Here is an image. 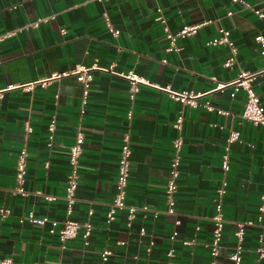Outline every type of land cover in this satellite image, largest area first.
Listing matches in <instances>:
<instances>
[{
    "label": "crops",
    "instance_id": "0c3cea01",
    "mask_svg": "<svg viewBox=\"0 0 264 264\" xmlns=\"http://www.w3.org/2000/svg\"><path fill=\"white\" fill-rule=\"evenodd\" d=\"M246 1L264 13V0ZM158 8L164 23L155 19ZM103 12L120 31L117 37L108 32ZM38 18L47 19L32 25ZM201 23L196 33L177 38L179 51H165L163 25L176 32L185 24ZM220 28L229 31L237 48L231 68L224 66L229 47L209 43ZM8 30L15 34L0 40V206L11 213L0 219V260L102 264L100 252L107 248L112 254L105 264H209L215 190L225 177L227 188L220 201L223 247L216 261L230 264L236 224L255 219L264 194V125L240 117L243 90L231 96L232 87L227 86L198 99L228 111L219 114L183 104L158 87L204 93L248 71L256 73L251 85L264 106V54L254 39L264 36V16L231 0H0V34ZM111 64L110 72L100 69ZM78 66L93 68L83 113V85L72 73ZM128 71L154 84H140L133 102L128 80L117 74ZM26 84L33 87L24 89ZM10 85L14 87L6 89ZM179 114L184 118L182 158L175 211L167 213L171 140L177 134L172 124ZM53 116L56 129L49 147L47 124ZM231 130L240 134L230 145L224 176L221 156ZM77 131L84 140L70 217L92 224L88 245L80 233L63 244L57 234L49 233L67 217L68 150ZM125 133L131 148L127 207L107 223ZM23 146L28 152L25 197L12 193L16 156ZM44 194L55 200L47 201ZM130 207L135 209L132 219L127 216ZM29 210L48 221L19 222ZM173 231L177 235L171 239ZM187 239L194 242L183 244ZM258 249L264 250V219L245 227L241 264H264Z\"/></svg>",
    "mask_w": 264,
    "mask_h": 264
},
{
    "label": "built area",
    "instance_id": "2783aa9c",
    "mask_svg": "<svg viewBox=\"0 0 264 264\" xmlns=\"http://www.w3.org/2000/svg\"><path fill=\"white\" fill-rule=\"evenodd\" d=\"M101 1V0H100ZM232 3H238L242 8L250 9L252 12H254L259 18H262L264 16V13L261 12L259 9H256L252 7L246 0H231ZM161 9H157V16L156 20L164 23L163 17L160 14ZM228 15H231L232 12L228 11ZM103 21L108 29V32L114 36L117 37L120 34V31L115 28L109 18V15L107 12L102 13ZM47 18H38L36 21L31 23L32 25L36 26L39 22L45 21ZM201 24H185L183 25L179 30L176 32H172L169 30V28L166 25H163V31L165 38L168 40V44L165 48L166 52H173V51H179L180 47L176 44L177 38H184L186 36H189L191 34L196 33L197 29L199 28ZM62 33L65 31L64 28H61L60 30ZM15 34V30H8L4 34H0V40L4 39L5 37L12 36ZM256 41H258L262 47V53L264 54V36L257 35L254 38ZM209 43L218 45L223 44L227 45L229 47V56L224 62V66L226 68H231L236 60V54H237V48L234 44V42L229 38V31L220 28L219 29V36L213 38ZM164 61V60H163ZM92 67H96L95 64ZM87 68L84 66H78L76 67L72 73L76 75V78L78 81H80L83 85L82 89V95H81V106L80 113L84 112V106L87 103L88 95H89V89L91 86V70L93 68ZM113 67V64H111L109 67H101L100 69L103 71H111ZM117 73V72H116ZM63 73L59 74L62 75ZM121 77H124L128 80L129 87H128V97L131 102L134 101L135 93L138 90V86L140 84L144 85H154L149 80H147L144 76H141L137 73H134L133 71H128L126 73H117ZM256 73H251L248 71H241L235 79L231 80L230 82H217L215 86L204 92H176L171 90L168 86L164 87H158L161 90H165L170 94V97L183 103L187 104L191 107H198L202 106L207 111H216L219 114H227L228 111H225L221 108H217L211 104L209 100L204 101L203 103L200 102L198 99L204 95L208 94L213 91L222 90L223 88L227 86L232 87L231 96L235 95V93L239 90H243L246 93V100L244 103V107L242 112L240 113V117L244 120L250 121L254 124H261L264 125V106L260 102V98L256 91L253 89L251 85V80L255 76ZM58 76V75H56ZM55 77V76H54ZM214 79V78H213ZM42 84L45 83V81L41 82ZM14 87L13 85L7 86L6 89H10ZM24 89H31L33 87V84H26L22 86ZM2 90H0V96H1ZM133 110L130 109L127 112L128 119L132 118ZM184 118L181 114H179L175 120L173 121V128L177 131V134L172 138L171 140V150L172 154L169 160V174L167 177V183H166V189H165V201L167 204V213H174L175 209V202H176V193L178 189V177H179V165L181 162V148L183 144V138L180 134V131L182 130ZM26 132H30L31 128L29 125H26ZM56 129V122L55 117L53 116L50 121L47 124V131H48V146H52V140H53V134ZM239 131L237 130H231L226 137L225 147L224 151L221 156V169L225 176L226 172L229 169V151H230V145L231 143L239 140ZM84 136L81 131L76 132L75 141L74 143L69 147L68 150V164H69V172L66 179V188H65V213H66V219L64 220L63 224L58 230H55L54 227H51L49 229V233L51 234H57L60 242L63 244L67 240L75 238L79 233L81 234V237L83 238V243L85 245H88L89 243V237L92 233L93 226L90 223V221L86 220L84 222H79L78 220L71 218L70 215L73 211V206L76 202V189L78 186V180H79V158L82 152V144H83ZM27 149L25 146L21 147L20 150L17 153L16 161H15V177H14V185L12 188V193L14 195H18L21 197H25L28 194V191L25 188V182H26V165H27ZM130 155H131V148H130V140L129 135L125 133L121 139L120 144V150H119V158H118V164H117V173L115 178V194L112 198L111 203L109 204V207L105 213V221L107 223L111 222L115 219V214L118 210H122L127 207L125 203V198L127 195V187H128V178H129V167H130ZM227 188V182L225 180V177L221 179V182L219 186L216 188L215 192L217 195V202L215 204V214L211 217L213 228L211 232V238L208 243V249L211 256V260L209 264H217L216 257L221 253L222 251V230H223V215L221 212V198L226 192ZM44 198L47 201H53L55 200L54 196L46 195L44 194ZM143 209H147L146 206L142 207ZM134 208L128 209V218L132 219L134 217ZM11 213L10 209L7 207L0 206V219H4L7 216H9ZM92 212L89 211V214ZM264 219V194L261 195V202L257 207L255 219H247L241 222H237L236 229L234 231V237H235V245L230 252L228 258L230 264H241L242 260V253H243V240L245 235V227L246 226H253L255 224H260L262 220ZM29 221L30 223H34L37 225H43L48 221V218L45 216H37L34 211L29 210L25 215L19 217V222L23 221ZM178 224L179 221H176ZM198 229V228H197ZM177 235V231H173L170 238L174 239ZM194 242L193 239H187L183 241V244L188 245L192 244ZM259 257L264 256V250L258 249ZM112 251L110 249H103L100 252V259L101 263L105 264L109 257L111 256ZM168 255H172V250L168 251ZM0 264H11L10 259H2L0 260ZM55 264H61V263H55Z\"/></svg>",
    "mask_w": 264,
    "mask_h": 264
}]
</instances>
